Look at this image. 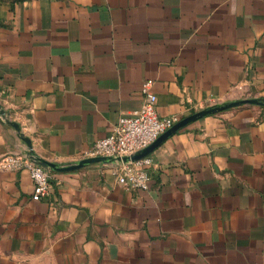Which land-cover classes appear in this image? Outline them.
<instances>
[{"label": "crops", "instance_id": "1", "mask_svg": "<svg viewBox=\"0 0 264 264\" xmlns=\"http://www.w3.org/2000/svg\"><path fill=\"white\" fill-rule=\"evenodd\" d=\"M152 81L180 120L264 96V0H0V105L60 166L140 108ZM0 118V158L28 152ZM148 189L111 162L0 168V264H264V106L203 116L142 159Z\"/></svg>", "mask_w": 264, "mask_h": 264}, {"label": "built area", "instance_id": "2", "mask_svg": "<svg viewBox=\"0 0 264 264\" xmlns=\"http://www.w3.org/2000/svg\"><path fill=\"white\" fill-rule=\"evenodd\" d=\"M152 81L143 83L144 100L142 106L131 113L123 114L113 127L112 133L98 139L90 148L80 154V158L99 156H131L154 143L160 135L177 123L178 116L161 117L157 111L158 97L152 90ZM149 159L137 161H116L112 172L119 182L133 189H148L150 174L144 164ZM0 168L6 170L27 169L34 184L33 197L42 199L51 189L50 171L33 159L28 152H12L0 158Z\"/></svg>", "mask_w": 264, "mask_h": 264}, {"label": "water", "instance_id": "3", "mask_svg": "<svg viewBox=\"0 0 264 264\" xmlns=\"http://www.w3.org/2000/svg\"><path fill=\"white\" fill-rule=\"evenodd\" d=\"M243 104L264 106V96L248 97V98H242V99H238V100H232V101H229V102H226L223 104H219L217 106H211V107L199 110L197 112H194L193 114H191L185 118H182L177 123H175L171 128H169L166 132H164L162 135H160L159 138L154 143L149 145L147 148H145V149H143V150H141V151H139V152H137L131 156H124L123 158L99 156V157H94V158L82 159L79 162H77L76 164L68 165V166H60L59 164H57L55 162H51V161L45 160V159L37 156L31 148L32 145H31L30 139L28 137H26L23 133H21V128L17 122L12 121L6 117L5 111L1 108V105H0V118L2 121L7 122L8 124L14 126L20 132L21 137L23 138V140H25L27 142V144L30 148L28 153L40 165L46 167L47 169L50 168L52 170L62 171V170L77 169V168L83 167L87 164L96 163V162H111V163H113L116 161L128 162V161L140 160L141 158H144L145 156H147L151 152V150H153L163 139L167 138L169 135H171V134L175 133L176 131L180 130L181 128L185 127L189 123H191V122H193V121H195V120H197L203 116L213 114L216 112H220L222 110L232 108V107H236V106L243 105Z\"/></svg>", "mask_w": 264, "mask_h": 264}]
</instances>
